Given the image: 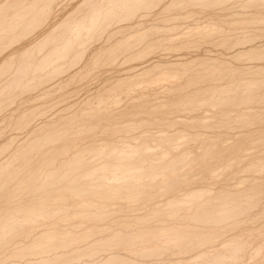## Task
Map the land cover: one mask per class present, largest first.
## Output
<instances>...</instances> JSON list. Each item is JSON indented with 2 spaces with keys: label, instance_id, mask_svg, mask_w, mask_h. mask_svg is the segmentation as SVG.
<instances>
[{
  "label": "rangeland",
  "instance_id": "374dc122",
  "mask_svg": "<svg viewBox=\"0 0 264 264\" xmlns=\"http://www.w3.org/2000/svg\"><path fill=\"white\" fill-rule=\"evenodd\" d=\"M0 176V264L262 263L264 0H0Z\"/></svg>",
  "mask_w": 264,
  "mask_h": 264
},
{
  "label": "bare ground",
  "instance_id": "6f19581e",
  "mask_svg": "<svg viewBox=\"0 0 264 264\" xmlns=\"http://www.w3.org/2000/svg\"><path fill=\"white\" fill-rule=\"evenodd\" d=\"M84 1V0H83ZM223 1V0H222ZM12 2V1H11ZM254 2V1H253ZM16 3V2H15ZM36 3V2H35ZM11 4V3H10ZM18 4H19V2H18ZM31 4H32V2H31ZM30 4V5H31ZM84 5V4H83ZM109 5V4H108ZM14 7V6H13ZM29 7V6H28ZM141 8V7H140ZM11 9V8H10ZM12 11V10H11ZM98 11V10H97ZM76 14V13H75ZM79 14V13H78ZM244 17V16H243ZM69 18V17H68ZM261 18V17H260ZM99 19V18H98ZM102 26V25H101ZM96 27V26H95ZM100 28V27H99ZM102 30V29H101ZM98 31V30H97ZM201 31V30H200ZM65 32V31H64ZM161 32V31H160ZM199 32V31H198ZM11 35V34H10ZM12 35H13V33H12ZM90 36V35H89ZM132 37V36H131ZM48 38V37H47ZM118 42V41H117ZM47 45V44H46ZM49 45V44H48ZM238 45V44H237ZM54 46H55V44H54ZM242 46V45H241ZM55 49V48H54ZM245 49V48H244ZM252 49V48H251ZM257 49V48H256ZM253 50V49H252ZM28 51V50H27ZM144 51V50H143ZM251 51V50H250ZM54 53V52H53ZM172 53V52H171ZM259 53V52H258ZM99 54V53H98ZM253 54V53H252ZM48 56V55H47ZM92 56V55H91ZM38 57V56H37ZM248 58V57H247ZM51 60V59H50ZM31 63H33V61L31 62ZM22 65V64H21ZM46 65V64H45ZM24 66V65H23ZM32 67V66H31ZM167 68H169V67H167ZM18 69V68H17ZM30 69V68H29ZM256 69V68H255ZM61 70V69H60ZM20 72V71H19ZM25 73V72H24ZM89 73V72H88ZM143 73H145V72H143ZM162 73V72H161ZM258 73V72H257ZM176 74V73H175ZM175 74H173V77H174V75ZM258 74H260V72L258 73ZM157 75V74H156ZM171 75V74H170ZM27 76V75H26ZM172 77V76H171ZM42 81V80H41ZM137 81V80H136ZM160 81V80H159ZM234 83V82H233ZM17 84H18V82H17ZM172 85V84H171ZM15 86V85H14ZM25 86V85H24ZM219 88V87H218ZM220 88H221V86H220ZM27 89V88H26ZM223 92V91H222ZM247 92V91H246ZM251 93V92H250ZM252 96H254L253 94H252ZM248 97V96H247ZM257 99V98H256ZM258 100V99H257ZM262 100V99H261ZM34 102V101H33ZM184 103V102H183ZM231 105V104H230ZM32 106V105H31ZM258 106V105H257ZM248 112V111H247ZM240 116V115H239ZM239 120V119H238ZM121 121V120H120ZM129 123V122H128ZM65 130V129H64ZM186 131V130H185ZM61 132V131H60ZM59 132V133H60ZM65 132V131H64ZM54 133V132H53ZM61 135V134H60ZM180 135V134H179ZM50 136V135H49ZM48 136V137H49ZM52 136V135H51ZM50 136V137H51ZM55 136V135H54ZM59 136V135H58ZM153 136V135H152ZM52 138V137H51ZM138 141V140H137ZM109 142V141H108ZM245 142V141H244ZM106 143V142H105ZM104 143V144H105ZM158 143V142H157ZM167 143V142H166ZM165 144V143H164ZM144 145V144H143ZM249 145V144H248ZM111 146V145H110ZM147 146V145H146ZM164 146V145H163ZM162 146V147H163ZM57 147V146H56ZM55 147V148H56ZM127 147V146H126ZM132 147V146H131ZM136 147V146H135ZM248 147V146H247ZM61 148V147H60ZM107 148V147H106ZM128 148V147H127ZM254 148V147H253ZM194 149V148H193ZM247 149V148H246ZM58 150V149H57ZM61 150V149H60ZM75 150V149H74ZM79 150V149H78ZM167 150V149H166ZM192 150V149H191ZM205 150V149H204ZM239 150V149H238ZM254 150H258V149H254ZM56 151V150H55ZM77 151V150H76ZM80 151V150H79ZM87 151H89V150H87ZM106 151V150H105ZM114 151V150H113ZM53 152V151H52ZM107 152V151H106ZM105 152V153H106ZM130 152V151H129ZM132 152V151H131ZM188 152V151H187ZM258 152V151H257ZM154 153V152H153ZM208 153V152H207ZM53 154V153H52ZM92 154V153H91ZM76 155H77V153H76ZM75 155V156H76ZM185 155V154H184ZM186 156V155H185ZM193 156V155H192ZM84 157V156H83ZM239 157V156H238ZM79 158V157H78ZM112 158H113V156H112ZM136 158V157H135ZM143 158V157H142ZM190 158H192V157H190ZM76 159V158H75ZM82 159H84V158H82ZM93 159V158H92ZM123 159V158H122ZM146 159V158H145ZM187 159V158H186ZM259 159V158H258ZM148 160V159H147ZM152 160V159H151ZM154 160V159H153ZM257 160V159H256ZM68 161V160H67ZM84 161V160H83ZM105 161V160H104ZM128 161V160H127ZM168 161V160H167ZM171 161V160H170ZM169 161V162H170ZM258 161H261V160H258ZM70 162V161H69ZM74 162V161H73ZM82 162V161H81ZM98 162V161H97ZM185 162V161H184ZM217 162V161H216ZM233 162V161H232ZM250 162V161H249ZM17 163V162H16ZM72 163V162H71ZM77 163V162H76ZM15 164V163H14ZM13 164V165H14ZM74 164V163H73ZM248 164V163H247ZM257 164V163H256ZM18 165V164H17ZM16 165V166H17ZM68 165H69V163H68ZM72 165V164H71ZM80 165V164H79ZM128 165V164H127ZM179 165V164H178ZM232 165V164H231ZM253 165V164H252ZM255 165V164H254ZM253 165V166H254ZM85 166V165H84ZM216 166V165H215ZM233 166V165H232ZM251 166V165H250ZM252 166V167H253ZM74 167H76V166H74ZM100 167V166H99ZM248 167V166H247ZM255 167V166H254ZM259 167V166H258ZM262 167V166H261ZM260 167V168H261ZM17 168V167H16ZM36 168V167H35ZM110 170L111 171H114V170H122L123 169V167L122 166H110ZM125 168H130V170H131V168H132V166H125ZM140 168V167H139ZM134 169H136V168H134ZM170 169V168H169ZM249 169H251V168H249ZM256 169V168H255ZM9 170V169H8ZM15 170V169H14ZM35 170H37V169H34V171ZM55 170V169H54ZM78 170V169H77ZM128 170V169H127ZM137 170H139V169H137ZM222 170V169H221ZM58 171V170H57ZM110 171V172H111ZM144 171V170H143ZM52 172V171H51ZM63 172V171H62ZM81 172V171H80ZM116 172V171H115ZM228 172V171H227ZM37 173V172H36ZM65 173V172H64ZM144 173V172H143ZM252 173V172H251ZM66 174V173H65ZM157 174V173H156ZM54 175V174H53ZM52 174H51V177L52 178H54V176H53ZM58 175V174H57ZM56 175V176H57ZM71 175V174H70ZM144 175V174H143ZM149 175V174H148ZM161 175V174H160ZM31 176V175H30ZM67 176V175H66ZM72 176V175H71ZM145 176V175H144ZM248 176V175H247ZM1 177V176H0ZM69 177V176H68ZM132 177V176H131ZM46 178V177H45ZM66 178V177H65ZM98 178H100V177H98ZM139 179V178H138ZM101 180V179H100ZM50 181V180H49ZM53 181V180H52ZM68 181V180H67ZM86 181V180H85ZM84 181V182H85ZM64 182V181H63ZM66 182V181H65ZM133 182V181H132ZM43 183V182H42ZM87 183V182H86ZM54 184V183H53ZM68 184V183H67ZM60 185V184H59ZM88 185V184H87ZM150 185V184H149ZM64 186H65V184H64ZM100 186V185H99ZM63 187V186H62ZM66 187V186H65ZM64 187V188H65ZM75 187V186H74ZM60 188V187H59ZM58 188V189H59ZM72 188V187H71ZM80 188V187H79ZM51 189H53V188H51ZM55 189V188H54ZM61 189V188H60ZM59 189V190H60ZM67 189V188H66ZM75 189V188H74ZM84 189V188H83ZM38 189H35V191H37ZM42 190V189H41ZM45 190V189H44ZM56 190V189H55ZM81 190V189H80ZM49 191V192H48ZM48 191H43V192H41L42 194L41 195H37L36 194V196H37V198L39 199V200H43V199H47V198H49L51 195H54L52 192H57V191H52V192H50V190H48ZM64 191V190H63ZM65 191H68V190H65ZM82 191V190H81ZM86 191V190H85ZM91 191V190H90ZM93 191V190H92ZM91 191V192H92ZM98 191V190H97ZM59 192V191H58ZM57 192V193H58ZM104 192V191H103ZM72 192H70V194H71ZM75 193V192H74ZM87 193V192H86ZM97 193V192H96ZM108 193V192H107ZM106 193V194H107ZM182 193V192H181ZM190 193V192H189ZM62 194H63V192H62ZM83 194H85V193H83ZM89 194V193H88ZM102 194V193H101ZM188 194V193H187ZM55 195H57V194H55ZM76 195H77V192H76ZM95 195V194H94ZM179 195V194H178ZM230 195V194H229ZM256 195V194H255ZM39 196V197H38ZM62 196H69V193H67V192H65L63 195H60V196H55V198H60V199H62L63 197ZM77 197V196H76ZM85 198H86V196H84ZM89 197V196H88ZM96 197V196H95ZM65 198V197H64ZM63 198V199H64ZM91 198V197H90ZM113 198V197H112ZM24 199H26V198H24ZM29 199V198H28ZM34 198H32L31 200H33ZM38 199H36V200H38ZM78 199V198H77ZM87 199V198H86ZM92 199V198H91ZM98 199V198H97ZM35 200V199H34ZM38 200V201H39ZM68 200V199H67ZM72 200H73V198H72ZM89 200V199H88ZM174 201V200H173ZM207 201V200H206ZM21 202V201H20ZM25 202V201H24ZM40 202V201H39ZM42 202H44V204L45 203H47V202H45V201H42ZM68 202V201H67ZM78 202V201H77ZM246 202V201H245ZM14 203H15V200H14ZM13 203V204H14ZM23 203V202H22ZM28 203V202H27ZM27 203H23V204H17V203H15V204H17V205H13V204H11V205H13V206H11L10 208H5L6 210H1V211H3V212H5V211H8V213H9V215H8V213L6 212V214H7V216H9L10 218H15V216L17 217L19 214H20V216H21V213L22 212H24V211H26V210H28V208L29 207H32V206H34V205H32V203H29V204H27ZM94 203H96V202H94ZM37 204H39V205H41L40 203H37ZM176 204V203H175ZM211 204V203H210ZM47 205H50V204H47ZM54 205V204H53ZM52 205V206H53ZM72 205V204H71ZM83 205H84V202H83ZM222 205V204H221ZM91 206V205H90ZM98 206V205H97ZM7 207V206H6ZM49 207V206H48ZM44 208V207H43ZM50 208V207H49ZM48 208V209H49ZM57 208V207H56ZM63 208V207H62ZM66 208V207H65ZM3 209V208H2ZM35 209V208H34ZM61 209V208H60ZM32 210V209H31ZM55 210V209H54ZM229 210V209H228ZM11 211V212H10ZM45 211H46V209H45ZM71 211V210H70ZM91 211V210H90ZM197 211V210H196ZM208 211V210H207ZM220 211V210H219ZM226 211V210H225ZM48 212V211H47ZM1 213V212H0ZM52 213V212H51ZM206 213V212H205ZM4 214V213H3ZM5 214V215H6ZM42 214V213H41ZM49 214V213H48ZM54 214V213H53ZM58 214V213H57ZM80 214V213H79ZM107 214V213H106ZM90 215V214H89ZM98 215V214H97ZM103 215V214H102ZM85 216V215H84ZM146 216V215H145ZM229 216V215H228ZM234 216H235V214H234ZM80 217V216H79ZM224 217V216H223ZM8 218V217H7ZM17 218H19V216L17 217ZM208 218V217H207ZM206 218V219H207ZM3 219V218H2ZM90 219V218H89ZM100 219V218H99ZM5 220V219H4ZM71 220V219H70ZM76 220V219H75ZM98 220V219H97ZM204 220V219H203ZM9 221V220H8ZM196 221V220H195ZM2 222H3V220H2ZM20 223V222H19ZM74 224V223H73ZM223 224V223H222ZM4 226V225H3ZM208 226V225H207ZM1 227V226H0ZM9 227V226H8ZM231 227V226H230ZM11 228V227H10ZM15 228V227H14ZM212 228V227H211ZM6 230V229H5ZM58 230V229H57ZM216 230V229H215ZM262 230V229H261ZM8 231V230H7ZM59 231V230H58ZM248 231V230H247ZM51 232H53V231H51ZM213 232V231H212ZM222 232V231H221ZM235 232V231H234ZM257 232V231H256ZM6 233V232H5ZM57 233V232H56ZM60 233V232H59ZM225 233V232H224ZM41 234V233H40ZM44 234V233H43ZM70 234V233H69ZM232 234H234L233 232H232ZM2 235V234H1ZM33 235V234H32ZM229 235V234H228ZM45 236V235H44ZM36 237V236H35ZM77 237H79V236H77ZM221 237H223V236H221ZM241 237V236H240ZM244 237V236H243ZM38 238V237H37ZM47 238V237H46ZM49 238V237H48ZM56 238V237H55ZM62 238V237H61ZM75 238V237H74ZM83 238H85V237H83ZM82 238V239H83ZM224 238V237H223ZM232 238H233V236H232ZM257 238V237H256ZM261 238V237H260ZM59 239V238H58ZM67 239V238H66ZM35 240V239H34ZM46 240V239H45ZM210 240V239H209ZM217 240V239H216ZM221 240H222V238H221ZM228 240H230V239H228ZM264 240V239H263ZM33 241V240H32ZM52 241V240H51ZM66 241V240H65ZM79 241V240H78ZM224 241H226V239L224 240ZM224 241H221L222 243L224 242ZM63 242V241H62ZM69 242V241H68ZM216 242V241H215ZM230 242H232V241H230ZM256 242V241H255ZM33 243V242H32ZM35 243V242H34ZM227 243V242H226ZM229 243V242H228ZM36 244V243H35ZM38 244V243H37ZM56 244V243H55ZM63 244V243H62ZM217 244H219V243H217ZM261 245V244H260ZM27 246H28V244H27ZM226 246V245H225ZM240 246V245H239ZM247 246V245H246ZM250 247H252L251 245H249ZM248 246V247H249ZM264 246V245H263ZM24 247V246H23ZM48 247H50V246H48ZM53 247V246H52ZM261 247H262V245H261ZM25 248H26V246H25ZM37 248V247H36ZM43 248V247H42ZM212 248V247H211ZM224 248H226V247H224ZM231 248V247H230ZM255 250H256V248H255V246L253 247ZM253 248H251L252 250H253ZM263 248V247H262ZM49 249V248H48ZM238 249V248H237ZM250 249V250H251ZM63 250V249H62ZM218 250V249H217ZM224 250V249H223ZM223 250H219L218 252H215L214 251V255H213V259H215V260H213V262L215 261V262H220L221 264H237V262H235L236 260H240V259H242V258H250L251 259V257L253 256H251L250 255V253L248 252V249L246 248L245 250L243 249L242 251H241V253L239 254V252L238 253H235V252H229V250L227 251V252H224ZM230 250H232V249H230ZM254 250V251H255ZM258 250H259V248H258ZM257 250V251H258ZM202 249H200V250H194V252H192V254L194 255V256H197L198 254H200V253H202ZM262 251V250H261ZM256 252V251H255ZM254 252V253H255ZM39 253V252H38ZM245 253V254H244ZM264 253V252H263ZM37 254V253H36ZM256 254V253H255ZM258 254V253H257ZM39 255V254H38ZM264 255V254H263ZM257 256H259V255H257ZM183 257V256H182ZM185 258V257H184ZM253 259L255 258L254 256L252 257ZM243 260V259H242ZM254 260H257V258L256 259H254ZM245 261V260H244ZM253 261V260H252ZM259 261H262V263H264V261H263V258L260 260L259 259ZM103 262V261H102ZM208 262V261H207ZM211 262H212V260H211ZM210 262V263H211ZM249 262V261H248ZM254 262V261H253ZM241 263V262H240ZM245 263V262H244ZM243 262L241 263V264H244ZM249 263H251V262H249ZM261 262H260V264H262ZM248 264V263H247ZM256 264H257V262H256ZM259 264V263H258Z\"/></svg>",
  "mask_w": 264,
  "mask_h": 264
}]
</instances>
